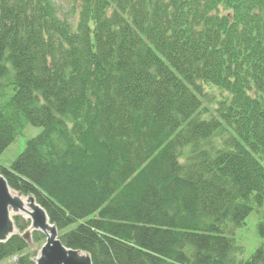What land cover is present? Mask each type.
Masks as SVG:
<instances>
[{
  "label": "trees",
  "instance_id": "1",
  "mask_svg": "<svg viewBox=\"0 0 264 264\" xmlns=\"http://www.w3.org/2000/svg\"><path fill=\"white\" fill-rule=\"evenodd\" d=\"M57 3L0 0V157L42 129L12 191L92 264H264V222L248 260L235 241L264 204V0ZM14 222L0 264H36Z\"/></svg>",
  "mask_w": 264,
  "mask_h": 264
},
{
  "label": "water",
  "instance_id": "2",
  "mask_svg": "<svg viewBox=\"0 0 264 264\" xmlns=\"http://www.w3.org/2000/svg\"><path fill=\"white\" fill-rule=\"evenodd\" d=\"M12 189L6 179L0 174V241H7L15 234V226L11 210L17 206L12 196ZM31 204L37 207L31 217L30 229L24 234L25 240H30L32 232L42 233V229L50 228L46 242L42 245L36 264H92L89 256L79 257L78 252L66 248L60 240L58 229L49 221L46 211L36 202L34 197H26ZM20 215V214H19ZM14 229V231H13Z\"/></svg>",
  "mask_w": 264,
  "mask_h": 264
},
{
  "label": "rangeland",
  "instance_id": "3",
  "mask_svg": "<svg viewBox=\"0 0 264 264\" xmlns=\"http://www.w3.org/2000/svg\"><path fill=\"white\" fill-rule=\"evenodd\" d=\"M76 4V0H58V7H59V16L61 19H67L71 23H75L77 19V11H74V6ZM7 89L6 83L0 82V93ZM210 91L209 89H207ZM212 95L215 96V100H220L221 93L217 90L212 91ZM223 95H227L223 93ZM210 109H215V103H206ZM42 129L39 127H34L32 125L27 126L26 130L24 131L23 135L19 136L17 140L11 144L7 150L2 154L0 157V163L5 166H9L12 164L25 150L27 146V142L37 137L41 133ZM17 194V193H16ZM18 195V194H17ZM22 199H27L18 195ZM11 216L14 219L16 215L11 210ZM14 222V220H13ZM264 222V204L253 210V212L247 217L245 224L235 230V241L236 244L241 247L243 250L242 255L240 256L241 260H248L253 256L256 249L262 244L263 240L261 239L259 232H258V225ZM15 233H17V229L15 228ZM45 236V235H44ZM46 238V236H45ZM46 242V241H45ZM32 248L34 247L33 243H30ZM37 248H34V250ZM32 249V251H34ZM38 255L35 258L37 261L39 257Z\"/></svg>",
  "mask_w": 264,
  "mask_h": 264
},
{
  "label": "bare ground",
  "instance_id": "4",
  "mask_svg": "<svg viewBox=\"0 0 264 264\" xmlns=\"http://www.w3.org/2000/svg\"><path fill=\"white\" fill-rule=\"evenodd\" d=\"M12 196L15 199L17 206L14 208V214L22 215L26 220L31 221L32 214L35 212L36 205L31 204L28 199H22L15 192H12ZM14 231V229H13ZM50 233V228L47 227L42 229V234L48 235ZM79 257H84V254L78 253ZM41 257L39 256L37 262H39Z\"/></svg>",
  "mask_w": 264,
  "mask_h": 264
}]
</instances>
